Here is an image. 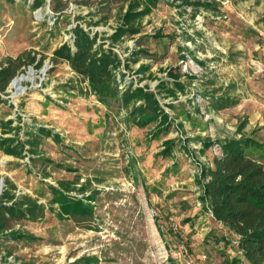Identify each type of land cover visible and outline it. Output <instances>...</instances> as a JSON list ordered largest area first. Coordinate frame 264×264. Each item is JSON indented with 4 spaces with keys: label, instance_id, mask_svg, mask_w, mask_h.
Instances as JSON below:
<instances>
[{
    "label": "rangeland",
    "instance_id": "obj_1",
    "mask_svg": "<svg viewBox=\"0 0 264 264\" xmlns=\"http://www.w3.org/2000/svg\"><path fill=\"white\" fill-rule=\"evenodd\" d=\"M44 1L33 9L34 0H0V61L25 51L45 58L39 68L17 63L0 79V141L18 132L26 140V131L39 127L59 139L38 135L39 154L25 151L23 158L0 146V179L10 177L18 192L48 208L51 184H87L85 195L98 191L95 213L62 217L56 203L43 220L13 221L26 237L0 238V257L19 264H69L85 255L98 257L93 264H227L236 254L226 242L235 246V237L203 211L197 177L222 154L217 143L203 151L205 139L244 135L264 143V0H161L138 20V33L123 36L115 47L130 63L121 67L122 87L157 91L171 69L193 80L178 100L158 95L175 105H165L173 123L160 134L155 123L127 125L118 104L101 103L67 62L51 59L78 23L105 37L114 33L130 0H62V14L54 11L59 0ZM22 75L30 79L17 95L12 83ZM222 96L237 102L220 109L212 98Z\"/></svg>",
    "mask_w": 264,
    "mask_h": 264
},
{
    "label": "trees",
    "instance_id": "obj_2",
    "mask_svg": "<svg viewBox=\"0 0 264 264\" xmlns=\"http://www.w3.org/2000/svg\"><path fill=\"white\" fill-rule=\"evenodd\" d=\"M160 1L130 0L127 10L122 15L121 23L108 37L93 31L90 27L76 24L72 28L71 40L57 47L51 58L54 63L67 62L74 73L88 84L90 92L96 95L101 103L118 104L120 109L126 112L127 125L144 128L155 123L156 134L170 128L173 123V118L165 105L175 108L174 103L164 105L158 95L165 92V96L178 100L180 94L188 93L193 80L185 81L181 71L171 69L168 72L169 79H159L157 91L152 90L149 85L134 86L133 83L122 87L119 74L124 78L125 72L121 67L123 65L130 67V63L128 59L123 60L115 47L122 42L125 34H135L140 31L136 25L138 20L150 14ZM44 2V0H34L31 6L37 9ZM61 2L62 0H59L54 6L56 13L62 14L66 8V4ZM182 2L196 4L193 0H182ZM91 24L97 26L99 23ZM107 39L110 40L109 43ZM44 59L38 60L31 51H25L17 58L8 57L0 61V79H8L13 66L17 63L28 65L36 63V68H39L43 65ZM141 67V71H145L148 65L144 64ZM236 102L225 96L212 98L213 105L220 109ZM11 124H13L12 119L9 120V125ZM17 128L21 129V127ZM26 135L28 136L26 140L20 138L19 132L14 136L3 137L0 146L5 153L23 158L26 156L25 151H28L30 156L39 154L38 135L59 139V134L46 127L26 131ZM216 143L220 144L222 154L215 156L212 166L202 167L197 177L200 188L199 200L203 211L212 213L217 222L223 223L239 236V247L250 264H264V159L262 158L264 143L244 135L218 141L208 138L203 141L202 150L205 151ZM165 144L171 151L175 140H167ZM257 148L262 150V157L253 155ZM77 183L78 181L63 180L59 182V186L51 184L50 189L54 196L48 208L38 198L18 192L17 183L6 177L4 189L0 194V238L17 240L25 238L26 234L21 229H15L13 221L43 220L47 208L54 210L56 203L60 207L58 214L62 217L70 214L81 217L94 215L98 191L85 195L89 190L88 185L82 184L78 187ZM74 190L81 191L84 197L72 195ZM97 261L98 257L85 255L69 264H93ZM241 262L240 258L235 257L227 264ZM0 264L19 263L7 257H0Z\"/></svg>",
    "mask_w": 264,
    "mask_h": 264
},
{
    "label": "crops",
    "instance_id": "obj_3",
    "mask_svg": "<svg viewBox=\"0 0 264 264\" xmlns=\"http://www.w3.org/2000/svg\"><path fill=\"white\" fill-rule=\"evenodd\" d=\"M217 223L220 224L221 226L225 227V228H228V227H226L223 223H220V222H217ZM228 230H230V229L228 228ZM234 237H235V239L233 240V243L235 244V246H233L230 242L228 243V241L226 242V244L228 245V247H226V250H227L228 252H233L234 254H236V255H234V256L231 257V261H232L235 257H238V258H240L242 261H245L246 264H250V263L245 259L244 255H243V252H242V250H241L240 247H239V236L236 235L234 232H232V231L230 230V233L227 235V238L230 239V238H234Z\"/></svg>",
    "mask_w": 264,
    "mask_h": 264
},
{
    "label": "bare ground",
    "instance_id": "obj_4",
    "mask_svg": "<svg viewBox=\"0 0 264 264\" xmlns=\"http://www.w3.org/2000/svg\"><path fill=\"white\" fill-rule=\"evenodd\" d=\"M30 74H32V73H30ZM25 79H30V77L27 75H22V76L17 77L13 81L12 85L14 86V88H16V90H17L16 94L17 95L24 93V87L21 85V82ZM3 163H4V161H1V164H3ZM1 185H2V182L0 179V190H1Z\"/></svg>",
    "mask_w": 264,
    "mask_h": 264
},
{
    "label": "water",
    "instance_id": "obj_5",
    "mask_svg": "<svg viewBox=\"0 0 264 264\" xmlns=\"http://www.w3.org/2000/svg\"><path fill=\"white\" fill-rule=\"evenodd\" d=\"M1 182H2V186H3V188H4V186H5V181H4V178L1 180ZM2 193V192H1ZM0 193V194H1Z\"/></svg>",
    "mask_w": 264,
    "mask_h": 264
},
{
    "label": "built area",
    "instance_id": "obj_6",
    "mask_svg": "<svg viewBox=\"0 0 264 264\" xmlns=\"http://www.w3.org/2000/svg\"><path fill=\"white\" fill-rule=\"evenodd\" d=\"M3 189H4V188H3V186L1 185V190H0V193L3 191Z\"/></svg>",
    "mask_w": 264,
    "mask_h": 264
}]
</instances>
